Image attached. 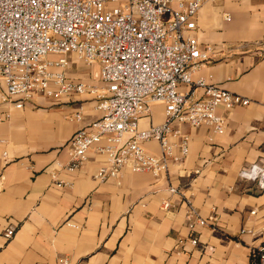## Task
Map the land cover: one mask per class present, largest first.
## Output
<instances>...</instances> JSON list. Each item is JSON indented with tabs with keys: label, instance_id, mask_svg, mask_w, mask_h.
<instances>
[{
	"label": "crops",
	"instance_id": "obj_1",
	"mask_svg": "<svg viewBox=\"0 0 264 264\" xmlns=\"http://www.w3.org/2000/svg\"><path fill=\"white\" fill-rule=\"evenodd\" d=\"M196 20L200 45L215 48L197 76L211 75L220 88L253 102L219 108L227 120L223 134L182 125L190 152L169 175L126 171L121 181L100 183L94 175L106 157L95 149L81 170H63L56 163L69 161L75 132L100 116L91 95H39L21 109L0 95V111L10 113L0 122L6 140L0 143V264H60L64 257L71 264H250L252 247L264 240V190L240 172L264 166V0L206 2ZM81 109L78 121L74 113ZM164 120L165 107L157 103L141 128ZM145 146L161 153L156 141ZM53 173L66 184H56ZM170 185L184 196L172 195ZM169 198L172 206L164 209ZM186 198L209 225L189 226ZM10 225L16 232L7 239Z\"/></svg>",
	"mask_w": 264,
	"mask_h": 264
},
{
	"label": "built area",
	"instance_id": "obj_2",
	"mask_svg": "<svg viewBox=\"0 0 264 264\" xmlns=\"http://www.w3.org/2000/svg\"><path fill=\"white\" fill-rule=\"evenodd\" d=\"M219 1L0 0L1 102L21 109L39 95L89 94L100 116L75 132L68 145L69 161H58V167L81 170L95 149L106 157L94 175L100 183L121 181L126 171L169 175L171 166L181 165L190 152V135L182 125H207L223 134L227 120L219 108L232 110L253 102L220 88L211 75L197 76L215 48L200 45L194 34L196 17L204 3ZM260 45L264 52V38ZM79 61L98 65V83L70 76ZM152 103L164 105L165 120L141 128V119L152 114ZM83 114L81 109L74 118L81 121ZM9 118L10 113L0 111V122ZM149 141L159 144L160 154L146 148ZM240 176L264 190V166L254 163ZM52 177L56 184H66L57 173ZM169 191L184 196L174 185ZM186 202L189 226L209 225L210 218H202L190 199ZM162 204L169 209L172 201ZM15 232L16 226L10 225L5 237L11 239ZM197 242V237L191 239L193 245ZM59 262L71 264L66 257ZM250 264H264V240L252 247Z\"/></svg>",
	"mask_w": 264,
	"mask_h": 264
},
{
	"label": "rangeland",
	"instance_id": "obj_3",
	"mask_svg": "<svg viewBox=\"0 0 264 264\" xmlns=\"http://www.w3.org/2000/svg\"><path fill=\"white\" fill-rule=\"evenodd\" d=\"M76 65L77 64H74L72 66V68L70 69L71 75H73V77H75V78L76 77H79V78L82 77V78H85V80H86V78L90 77L92 81L98 83V81H97V78H98L97 73L99 71L98 65L89 66V65H86L85 63H83L82 61H79V65H80L79 69L75 68ZM95 77H97V78L95 79ZM151 105L154 106V105H157V103H152Z\"/></svg>",
	"mask_w": 264,
	"mask_h": 264
}]
</instances>
